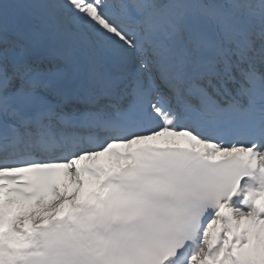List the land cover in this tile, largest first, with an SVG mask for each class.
Instances as JSON below:
<instances>
[{
  "label": "snow or ice",
  "instance_id": "1",
  "mask_svg": "<svg viewBox=\"0 0 264 264\" xmlns=\"http://www.w3.org/2000/svg\"><path fill=\"white\" fill-rule=\"evenodd\" d=\"M0 264H264V0H0Z\"/></svg>",
  "mask_w": 264,
  "mask_h": 264
}]
</instances>
